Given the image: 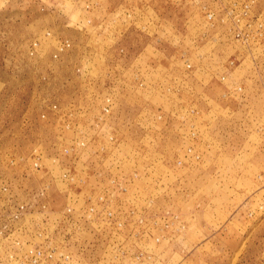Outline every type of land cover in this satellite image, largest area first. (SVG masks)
<instances>
[{"label": "rangeland", "instance_id": "rangeland-1", "mask_svg": "<svg viewBox=\"0 0 264 264\" xmlns=\"http://www.w3.org/2000/svg\"><path fill=\"white\" fill-rule=\"evenodd\" d=\"M0 264H264V0H0Z\"/></svg>", "mask_w": 264, "mask_h": 264}]
</instances>
